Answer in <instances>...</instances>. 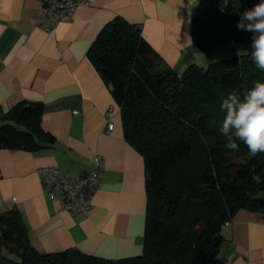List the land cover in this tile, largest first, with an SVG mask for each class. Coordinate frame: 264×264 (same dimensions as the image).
I'll return each mask as SVG.
<instances>
[{"label":"crops","instance_id":"0c3cea01","mask_svg":"<svg viewBox=\"0 0 264 264\" xmlns=\"http://www.w3.org/2000/svg\"><path fill=\"white\" fill-rule=\"evenodd\" d=\"M218 1L77 0L72 19L55 21L41 0H0V123L18 101H40L42 125L57 138L38 151L0 149V213L19 208L38 250L76 247L109 259L143 253L145 160L126 140L121 107L88 52L104 25L123 16L141 25L143 37L179 73L193 63L206 66L208 54L194 44L192 21ZM96 154L101 183L91 211L64 210L38 169L55 166L75 180L94 168ZM221 233L213 264H264V209H239Z\"/></svg>","mask_w":264,"mask_h":264},{"label":"trees","instance_id":"16d2710c","mask_svg":"<svg viewBox=\"0 0 264 264\" xmlns=\"http://www.w3.org/2000/svg\"><path fill=\"white\" fill-rule=\"evenodd\" d=\"M261 0H221L192 21L203 52L251 43L236 27L239 14ZM89 58L121 107L126 140L145 160L147 228L142 254L109 259L70 247L42 252L32 243L21 210L0 213V264H213L222 225L239 209H264V152L253 156L242 141L225 145L222 99L264 82L250 53L193 63L179 73L123 16L107 22ZM45 104L22 99L1 115L0 149L38 151L57 142L42 125Z\"/></svg>","mask_w":264,"mask_h":264},{"label":"clouds","instance_id":"9594fccd","mask_svg":"<svg viewBox=\"0 0 264 264\" xmlns=\"http://www.w3.org/2000/svg\"><path fill=\"white\" fill-rule=\"evenodd\" d=\"M236 27L252 33L250 55L264 72V0L239 14ZM220 132L227 138L226 147L239 150L242 141L251 155L264 152V82L256 81L243 93H229L222 99Z\"/></svg>","mask_w":264,"mask_h":264},{"label":"built area","instance_id":"2783aa9c","mask_svg":"<svg viewBox=\"0 0 264 264\" xmlns=\"http://www.w3.org/2000/svg\"><path fill=\"white\" fill-rule=\"evenodd\" d=\"M41 1L46 14L55 21L72 19L77 7V0ZM231 43L233 44L234 41ZM113 128L114 123L109 121L108 129ZM93 161L94 168L75 180L69 179L55 166H43L38 169L43 186L49 190L54 199L61 201L64 210L81 215H88L91 211L93 194L101 183L99 172L101 156L96 154Z\"/></svg>","mask_w":264,"mask_h":264},{"label":"rangeland","instance_id":"374dc122","mask_svg":"<svg viewBox=\"0 0 264 264\" xmlns=\"http://www.w3.org/2000/svg\"><path fill=\"white\" fill-rule=\"evenodd\" d=\"M230 45L221 46L215 49L213 52L206 53L208 54V61L216 60L222 57H227L240 53H250L251 43L237 42V43H228ZM184 72V71H183Z\"/></svg>","mask_w":264,"mask_h":264}]
</instances>
